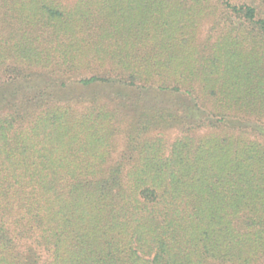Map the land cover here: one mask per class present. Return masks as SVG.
<instances>
[{
  "label": "trees",
  "instance_id": "trees-1",
  "mask_svg": "<svg viewBox=\"0 0 264 264\" xmlns=\"http://www.w3.org/2000/svg\"><path fill=\"white\" fill-rule=\"evenodd\" d=\"M0 264H264V0H0Z\"/></svg>",
  "mask_w": 264,
  "mask_h": 264
},
{
  "label": "rangeland",
  "instance_id": "rangeland-1",
  "mask_svg": "<svg viewBox=\"0 0 264 264\" xmlns=\"http://www.w3.org/2000/svg\"><path fill=\"white\" fill-rule=\"evenodd\" d=\"M146 97H151L150 100H152L155 104L159 105L160 107H168L170 106V102H168L164 96L162 95H158V94H153V95H150V96H146ZM154 97V100L153 98ZM156 97H163V98H156ZM149 100V101H150ZM206 130L204 131H201L200 133H205ZM179 135V133L177 131H170L167 133V139L168 141H173L177 136ZM117 153L114 155L115 158H119L121 155H123V152L125 151V148H126V140H125V136L124 135H120L117 139Z\"/></svg>",
  "mask_w": 264,
  "mask_h": 264
}]
</instances>
